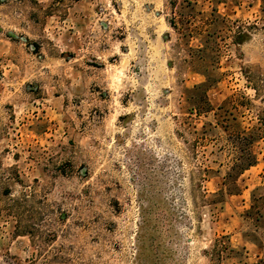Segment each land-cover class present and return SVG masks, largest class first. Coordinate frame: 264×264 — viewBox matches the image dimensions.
I'll return each instance as SVG.
<instances>
[{
    "label": "rangeland",
    "instance_id": "rangeland-1",
    "mask_svg": "<svg viewBox=\"0 0 264 264\" xmlns=\"http://www.w3.org/2000/svg\"><path fill=\"white\" fill-rule=\"evenodd\" d=\"M221 236L264 264V0H0V264Z\"/></svg>",
    "mask_w": 264,
    "mask_h": 264
},
{
    "label": "trees",
    "instance_id": "trees-1",
    "mask_svg": "<svg viewBox=\"0 0 264 264\" xmlns=\"http://www.w3.org/2000/svg\"><path fill=\"white\" fill-rule=\"evenodd\" d=\"M253 160H250L247 165H252ZM226 236H221L219 238H215L212 244V248L207 251L208 256H210V261L212 264H216L217 261L222 259L224 252H232L234 249L232 248L230 241L223 242Z\"/></svg>",
    "mask_w": 264,
    "mask_h": 264
}]
</instances>
